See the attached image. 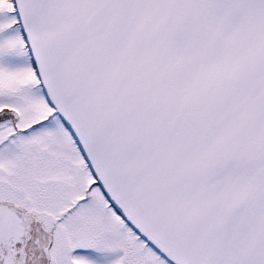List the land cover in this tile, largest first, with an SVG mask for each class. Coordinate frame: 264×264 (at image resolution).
I'll return each mask as SVG.
<instances>
[{
  "label": "snow or ice",
  "instance_id": "obj_1",
  "mask_svg": "<svg viewBox=\"0 0 264 264\" xmlns=\"http://www.w3.org/2000/svg\"><path fill=\"white\" fill-rule=\"evenodd\" d=\"M0 264H264V0H0Z\"/></svg>",
  "mask_w": 264,
  "mask_h": 264
}]
</instances>
